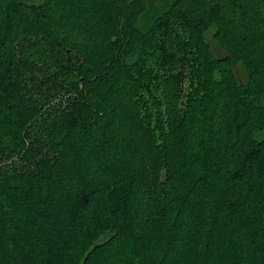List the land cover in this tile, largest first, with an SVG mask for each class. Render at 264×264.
I'll return each mask as SVG.
<instances>
[{"label": "trees", "instance_id": "trees-1", "mask_svg": "<svg viewBox=\"0 0 264 264\" xmlns=\"http://www.w3.org/2000/svg\"><path fill=\"white\" fill-rule=\"evenodd\" d=\"M0 264H264V0H0Z\"/></svg>", "mask_w": 264, "mask_h": 264}, {"label": "rangeland", "instance_id": "rangeland-1", "mask_svg": "<svg viewBox=\"0 0 264 264\" xmlns=\"http://www.w3.org/2000/svg\"><path fill=\"white\" fill-rule=\"evenodd\" d=\"M38 0H31V2H37ZM209 36V35H208ZM212 48H213V50H214V52H215V54L216 55H220L221 53H222V50H221V48L220 47H218V46H212ZM237 74H238V76L240 77V78H242V75H243V71H242V69H240V68H237ZM102 240V236H100V237H98L97 238V241H101Z\"/></svg>", "mask_w": 264, "mask_h": 264}, {"label": "water", "instance_id": "water-1", "mask_svg": "<svg viewBox=\"0 0 264 264\" xmlns=\"http://www.w3.org/2000/svg\"><path fill=\"white\" fill-rule=\"evenodd\" d=\"M72 56H73V57H76V54H73ZM68 58H69V57H68Z\"/></svg>", "mask_w": 264, "mask_h": 264}]
</instances>
